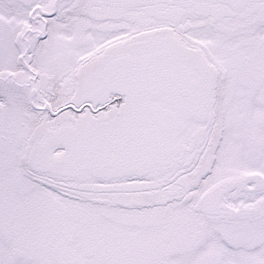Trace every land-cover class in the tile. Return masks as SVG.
Masks as SVG:
<instances>
[{
	"label": "snow or ice",
	"instance_id": "obj_1",
	"mask_svg": "<svg viewBox=\"0 0 264 264\" xmlns=\"http://www.w3.org/2000/svg\"><path fill=\"white\" fill-rule=\"evenodd\" d=\"M0 264H264V0H0Z\"/></svg>",
	"mask_w": 264,
	"mask_h": 264
}]
</instances>
